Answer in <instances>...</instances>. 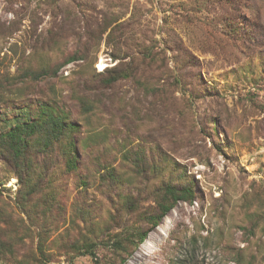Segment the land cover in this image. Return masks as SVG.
I'll return each instance as SVG.
<instances>
[{
  "label": "rangeland",
  "instance_id": "1",
  "mask_svg": "<svg viewBox=\"0 0 264 264\" xmlns=\"http://www.w3.org/2000/svg\"><path fill=\"white\" fill-rule=\"evenodd\" d=\"M25 8L0 0V25L17 29L0 39V132L44 112L79 129L34 157L33 195L0 158V264H93L74 242L106 243L120 220L131 225L130 197L153 208L150 193L172 162L198 196L179 202L124 264H240V255L242 264L254 256L264 264V0H33ZM233 14L250 31L244 40L226 33ZM74 53L85 60L23 80L25 70L56 69ZM120 69L129 78L103 86L97 74ZM70 140L75 170L64 155ZM143 159L146 175L135 177ZM150 163L161 169L151 181ZM252 218L263 220L251 236L243 227ZM96 252L102 263L127 256L102 245Z\"/></svg>",
  "mask_w": 264,
  "mask_h": 264
},
{
  "label": "trees",
  "instance_id": "2",
  "mask_svg": "<svg viewBox=\"0 0 264 264\" xmlns=\"http://www.w3.org/2000/svg\"><path fill=\"white\" fill-rule=\"evenodd\" d=\"M14 1L22 2L26 7L25 11H27L33 0H7L9 4ZM50 1L54 2L56 6V0ZM236 15L237 14L230 15L231 20L225 26L226 33L231 37L235 36L237 40H244V35L250 34V31L248 33V30H245L242 27L239 29L236 26ZM105 30L106 29H104V31ZM16 31L17 29L12 28V26L0 25V39H8L12 37ZM91 39L94 40L95 37H92ZM84 58L85 56H82L80 53L66 54L63 59L59 61V65L56 69H53L49 65L42 66L39 71L35 72L28 69L27 71L25 70L23 80L37 81L44 77L57 76V73L62 66L75 61L85 60ZM157 59L158 58H155V62ZM151 60L154 59L151 58ZM97 76L102 77L103 86H111L120 79L129 78L130 75L128 70L121 71L120 69L118 71H109L108 74H97ZM140 84L144 85L143 83ZM212 123L218 124L215 119H212ZM78 129V124L73 123L68 117L63 115H52L44 112L43 117L36 122L17 125L9 131L0 132V158L13 166L18 174L19 181H22V183L27 186V196L33 195L39 189V184L36 181L37 170L33 165L34 157L40 154H45L50 149L53 150L56 146L63 147L62 144L64 139L69 138V136L78 131ZM215 131L217 132V129H215ZM68 145L69 149L64 155L70 158L68 161L69 169L71 168L72 170H75V153L73 155L75 144L70 140ZM131 158L132 154L128 153L127 159L131 160ZM153 163L148 165L151 167V170H148V172H152L150 181L151 179H156L161 170H159L157 165L154 166ZM144 164H146L144 159L142 161L140 160V162L137 161L136 164L134 161L135 177L146 175V173L145 175L141 174L142 172L140 171V168H144ZM170 166L172 170L166 181L158 184L155 190L152 191L153 193H150L155 204L153 208L145 209L143 211L139 198L134 199V197H130L128 200V206H131V211L129 210V214L132 216L130 221L131 225L126 226L123 221L120 220L118 222L120 231L113 237H110L106 243L100 241L99 245L90 240V237L82 236L80 240L74 242L72 246L73 250L79 255L81 254L92 257L93 264H124L127 258L130 257L138 246L146 241L149 233L160 225L162 220L177 206L179 202L192 203L198 196L195 187V180L192 176L188 175L187 169H181L180 166L174 162H172ZM136 169H139V171ZM113 177L114 183L117 184L122 178V176L118 177V175ZM42 179H44V177L41 174L39 180ZM84 214H86L84 211L81 212V217H83ZM262 220V218L260 221L256 218H252L250 219V222L247 223V226H244L243 228L248 235L252 236L253 231L255 232L260 228V222ZM88 232H90V230H88ZM100 245L106 248H112V251L115 254H119L120 256L126 254L127 256H115V260L102 263L96 252ZM1 248L2 254H4L6 247L4 246ZM73 259L74 257H71L68 264H73ZM255 260L256 257L254 256L253 259L249 260V264H254ZM238 262L242 264V255L239 256Z\"/></svg>",
  "mask_w": 264,
  "mask_h": 264
}]
</instances>
